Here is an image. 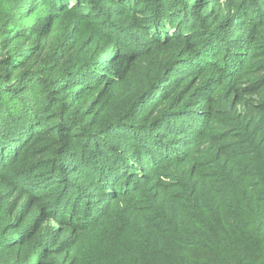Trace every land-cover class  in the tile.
Listing matches in <instances>:
<instances>
[{"label": "trees", "instance_id": "16d2710c", "mask_svg": "<svg viewBox=\"0 0 264 264\" xmlns=\"http://www.w3.org/2000/svg\"><path fill=\"white\" fill-rule=\"evenodd\" d=\"M0 264H264V0H0Z\"/></svg>", "mask_w": 264, "mask_h": 264}, {"label": "rangeland", "instance_id": "374dc122", "mask_svg": "<svg viewBox=\"0 0 264 264\" xmlns=\"http://www.w3.org/2000/svg\"><path fill=\"white\" fill-rule=\"evenodd\" d=\"M22 8H23V6L21 7V10H22ZM21 10H20V13H21ZM33 17L31 16V17H29V18H27V20L26 21H29V20H31ZM27 24H25L24 26H26ZM23 27V26H22Z\"/></svg>", "mask_w": 264, "mask_h": 264}]
</instances>
